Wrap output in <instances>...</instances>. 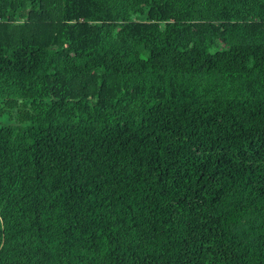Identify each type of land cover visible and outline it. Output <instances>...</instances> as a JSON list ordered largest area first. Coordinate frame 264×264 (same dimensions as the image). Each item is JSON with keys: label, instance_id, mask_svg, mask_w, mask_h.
<instances>
[{"label": "trees", "instance_id": "trees-1", "mask_svg": "<svg viewBox=\"0 0 264 264\" xmlns=\"http://www.w3.org/2000/svg\"><path fill=\"white\" fill-rule=\"evenodd\" d=\"M0 264H264V0H0Z\"/></svg>", "mask_w": 264, "mask_h": 264}, {"label": "rangeland", "instance_id": "rangeland-1", "mask_svg": "<svg viewBox=\"0 0 264 264\" xmlns=\"http://www.w3.org/2000/svg\"><path fill=\"white\" fill-rule=\"evenodd\" d=\"M9 114L8 112L4 114H0V124L7 123L9 121Z\"/></svg>", "mask_w": 264, "mask_h": 264}]
</instances>
